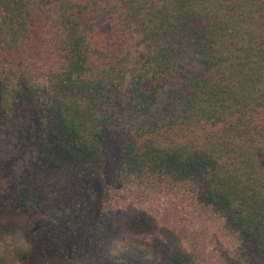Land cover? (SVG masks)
Segmentation results:
<instances>
[{
	"label": "trees",
	"instance_id": "16d2710c",
	"mask_svg": "<svg viewBox=\"0 0 264 264\" xmlns=\"http://www.w3.org/2000/svg\"><path fill=\"white\" fill-rule=\"evenodd\" d=\"M0 131V264H264V0H0Z\"/></svg>",
	"mask_w": 264,
	"mask_h": 264
},
{
	"label": "rangeland",
	"instance_id": "374dc122",
	"mask_svg": "<svg viewBox=\"0 0 264 264\" xmlns=\"http://www.w3.org/2000/svg\"><path fill=\"white\" fill-rule=\"evenodd\" d=\"M12 138L10 133L0 131V195L3 196V200L5 199L6 194L12 187V179L16 177L19 173L21 174L22 171L27 167L26 165L28 162L25 160H18L15 156L12 148ZM116 148L118 146H114V148L109 149L107 157H105L104 162L101 164L99 171L96 173V176L93 182L90 185V188L86 194L87 197H91L92 200L95 198H99L103 195L106 190L107 184L114 174L115 166L117 162V153ZM27 162V163H26ZM11 185V186H10ZM84 200V199H83ZM76 204V203H75ZM6 212H4V227L3 230H7L5 233V237L7 239H15V240H22V232L27 229L26 226H29V231L32 233L33 236L36 237L35 241L42 242L43 241V233L41 234L39 227H35L33 229L30 227L32 226L33 220L37 219V214L33 213H24L19 210L10 208L6 206ZM111 207H106L105 211L102 212V221L103 223L108 224L111 220L112 215L115 216V212H111ZM9 210V211H8ZM4 211V210H3ZM115 213V214H114ZM7 226V228H6ZM14 234V235H11ZM25 242L24 240L21 241V244ZM59 258L51 257L52 264H83L84 260L78 259L76 256L69 257L67 254H60Z\"/></svg>",
	"mask_w": 264,
	"mask_h": 264
}]
</instances>
